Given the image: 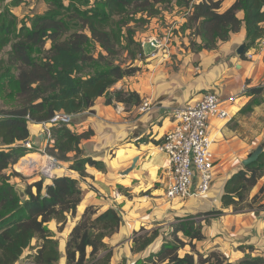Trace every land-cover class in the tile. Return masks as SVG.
<instances>
[{
	"label": "trees",
	"instance_id": "16d2710c",
	"mask_svg": "<svg viewBox=\"0 0 264 264\" xmlns=\"http://www.w3.org/2000/svg\"><path fill=\"white\" fill-rule=\"evenodd\" d=\"M22 1L13 0L0 11V53L7 46L11 47L7 59L0 57V92L8 86L7 96H15L16 102L12 109L5 110L8 116L0 121V264H16L28 248L33 249L28 256L35 264L62 261L110 264L112 250L106 238L118 233L124 222L122 213L110 207L98 214L95 207H88L69 234L63 252L59 235L83 199L80 180L58 172L52 183L45 184L42 178L28 184L22 195L12 182L23 176L14 170V165L30 150L24 145L30 139V122H48L57 112L77 116L89 110L102 96L108 105L118 102L128 107L140 105L142 98L136 91L114 88L118 82L141 70L131 64L123 65L121 59L124 50L131 52L132 60L144 52L142 42L134 37L135 30L127 25L131 21H149L151 14L163 11L157 6L159 3L180 8L188 7L190 0H72L68 4L64 0H45L50 4L49 10L33 17L30 25L20 23L12 11V6ZM192 7L189 19L198 22L195 34L203 40L202 44L192 42V49L196 51L217 49L243 26L247 31V48L259 45L264 39V0H236L225 11H220L221 0H201ZM240 11L244 12L241 18ZM140 12L147 15L138 18ZM191 28L186 23L183 31ZM48 41L50 48H46ZM97 44L101 50L95 56L93 51ZM253 90L248 89V92ZM74 123L75 119L69 124L51 126L54 143L47 145L46 152L70 163L69 168L83 177L88 174L87 165L104 168V164L85 156L81 148L83 140L90 138L94 131L78 133L72 130ZM263 176L264 151L257 161L244 166L227 181L223 206L232 207L234 211L253 207L245 202ZM260 192L264 193V186ZM221 213L216 209L177 217L169 226L171 239L164 233L166 228L157 226L146 231L143 227V232H135L132 239V251L141 254L133 264H264L262 255L247 254L233 262L217 250L210 251L206 257L196 250L195 242L205 239L203 221ZM199 217L203 218L199 221ZM51 220L58 221L57 231L49 227ZM160 238L161 246L146 253ZM34 239L38 244L32 246ZM187 244L192 251L180 255V249ZM101 251L107 253L98 257Z\"/></svg>",
	"mask_w": 264,
	"mask_h": 264
},
{
	"label": "crops",
	"instance_id": "0c3cea01",
	"mask_svg": "<svg viewBox=\"0 0 264 264\" xmlns=\"http://www.w3.org/2000/svg\"><path fill=\"white\" fill-rule=\"evenodd\" d=\"M238 15L241 18L244 12ZM246 36L243 26L217 49L200 51L190 47V39L182 38L187 47L181 49L180 40L178 45L170 44L163 56L154 54L152 70L138 72L115 85L140 94V105L128 107L122 102L108 105L102 96L89 110L75 116L73 131H94L81 143L84 155L102 161L104 168L87 165L88 174L82 177L69 168L70 163L60 167L64 168L60 174L80 180L84 193L62 234L69 236L88 207H95L98 214L114 207L122 213L124 222L118 233L106 238L112 250L110 264H122L121 260L133 264L141 258L140 253L132 251L133 234L143 226L155 228L159 225L154 226V221L165 217L168 221L163 224L171 226L174 223L171 217L219 209L221 214H213L207 222L203 221L205 239L197 241V248L201 247L203 252L217 250L233 262L247 254L264 256V208L234 211L222 203L227 181L244 168V159L258 146H264V46L246 48L244 55L238 54L240 45L247 42ZM157 40L162 46L167 44V39ZM194 41L203 43L200 36ZM173 56L175 62L171 60ZM251 88L255 90L248 92ZM208 91L218 93L229 112L226 118L214 117L210 121L216 158L212 188L204 196L170 200L166 194L170 161L159 146L166 133L175 127L173 110L199 101ZM231 96H235V100L227 101ZM146 100L150 108L142 109ZM29 128V140L39 151L53 145L54 139L43 132V123L30 122ZM263 186L264 176L251 190V196L259 194ZM261 204L264 205V196ZM156 243L153 245L160 247L162 242ZM61 250L65 252V245Z\"/></svg>",
	"mask_w": 264,
	"mask_h": 264
},
{
	"label": "built area",
	"instance_id": "2783aa9c",
	"mask_svg": "<svg viewBox=\"0 0 264 264\" xmlns=\"http://www.w3.org/2000/svg\"><path fill=\"white\" fill-rule=\"evenodd\" d=\"M154 40L157 41L155 45L158 47L161 43L157 39ZM259 45L264 46V39ZM234 100L235 96H231L227 101ZM224 103L218 93L208 91L201 100L173 110L175 127L166 133L159 146L170 161V181L166 193L170 200L204 196L211 190L215 179L216 161L210 121L214 117L223 119L229 116ZM148 108L150 103L146 100L142 109ZM7 116L8 114L0 108V121ZM73 119L72 114L57 112L48 122H43V132L51 139V126L69 124ZM24 145L33 147L31 140H26ZM39 156L40 162H33L37 167L33 165L35 169L32 173H39L42 178L52 181L60 171V161L46 150L40 151Z\"/></svg>",
	"mask_w": 264,
	"mask_h": 264
},
{
	"label": "rangeland",
	"instance_id": "374dc122",
	"mask_svg": "<svg viewBox=\"0 0 264 264\" xmlns=\"http://www.w3.org/2000/svg\"><path fill=\"white\" fill-rule=\"evenodd\" d=\"M13 0H4L3 3L0 2V11L3 8V6L5 4H9L11 3ZM66 4L70 3L72 0H64ZM95 1V0H92ZM201 0H190V5L187 6H183V7H176L172 6L168 3H159L157 4L158 7H162L161 9H163V11L152 15L151 13H149V15L151 14V19H149V21H145V22H141V21H136L133 22L131 21L129 23L130 28L135 30V39L137 41L142 42V44L146 41H149L150 38L154 39H160L161 41L163 39H167V44L165 43L163 46L162 44H160L157 49L151 54V55H147L145 54V52L143 53H138L137 58L135 60H132V55L131 52L129 50H124L121 56V59L123 61V65L126 64H131L132 66H138L141 68V70L139 72H144L146 69L147 70H152L154 67L151 63V60L153 59V57H155L154 54L159 53L160 56H163L165 53L168 52V46L170 44H174V45H178L177 41L180 40L182 42V48L184 49V47H187V45H185V42H183L182 38L186 39H190V47H192V42L194 41V39L197 38V35L195 34L198 28V22H196L195 20H190L189 17L192 16V9H193V5L197 2H199ZM217 1V0H215ZM232 1V2H231ZM236 2V0H221V8L220 11H225L227 10L229 7H231L234 3ZM94 3V2H93ZM92 3V4H93ZM231 3V4H229ZM174 5V4H173ZM231 5V6H230ZM50 8V4H48L45 0H23L19 5L17 6H12V11L13 13L19 18L20 23L22 22H27L28 25L31 24V19L33 17H35L36 15L39 14H45ZM142 15H147V13L145 12H140L138 13V18L141 17ZM150 17V16H149ZM186 23H189L190 26L192 27L191 29H188L186 31H183V27ZM128 28V27H126ZM85 31H87L90 34V32L87 29H84ZM46 48H50V42H47ZM11 47L10 45L7 46L1 53H0V57L7 59L8 58V51H10ZM186 49V48H185ZM101 47L97 44L96 49L93 51V53L95 54V56L98 55V53L100 52ZM174 57V56H173ZM172 62H175V57L171 59ZM16 73L18 72L17 70H14ZM120 84V83H119ZM116 88V87H115ZM9 88L8 86H6V88L4 89V91L0 92V108H2L4 111H8L10 109L13 108V106L15 105V96L10 98L9 96H7V93H9ZM203 98V97H202ZM201 98V99H202ZM200 99V100H201ZM197 101H193L190 103H195ZM75 119V118H74ZM43 123V122H42ZM38 146L33 145L32 148H29V152L23 156L19 162L14 165L15 171H18L19 173H21L23 176L22 178H14L12 180L13 183H15L17 185V187L20 185V187L24 188V192H25V188L27 187L28 184L34 183L36 181H39L42 179V177L40 176L39 173H32V171H27L23 170L20 166V164L24 161H36L39 160L38 162H40V156L39 153L40 151L37 149ZM46 150V148L44 149ZM30 156L27 159L22 160L24 157ZM216 161V158H215ZM218 161V160H217ZM60 166L64 167V163L60 161ZM19 164V165H18ZM17 167V169H16ZM64 171V168L60 169ZM10 172V170H9ZM45 180V184L50 183V181H48L47 179ZM36 190V189H35ZM258 195V196H257ZM255 196H257V198H255V196H251V191L248 195V198L245 202V205L248 204H253V207H249L246 210H250V209H254V208H264V205H259L260 204V200L262 199V197L264 196V193H259ZM254 199H256V201L254 202ZM85 212V211H84ZM194 215V214H192ZM201 216V215H200ZM184 217V216H183ZM172 220H174V222L177 221V216L171 217ZM203 217H199L198 220L200 221ZM52 221V220H51ZM168 218L165 217V219H160L159 221H154V226L155 224H158L159 227L161 228H166V231H164V233L168 234L172 231V229H170L169 224H163V223H167ZM170 223V222H169ZM59 223L58 221L56 222L55 220L49 224V227L53 230V231H57L58 228L56 226H58ZM145 228L146 231H148V229L154 228H148L143 226ZM142 227V228H143ZM157 226H155L156 228ZM142 228L139 229L138 233H142ZM145 231V232H146ZM135 236V233L133 234V238ZM166 236V235H165ZM61 242L60 245V249L64 247L65 242L67 240V238L69 237L68 235L66 236L65 234H60L59 235ZM166 237H168V239H171L172 236H170V234H168ZM162 238L159 239V241H157L156 245L158 244V242H161ZM185 241V239H184ZM38 242L36 239H34L32 241V246L37 245ZM198 242L196 241V250L203 253L204 257H206V255L209 253L207 251H201V247L197 248ZM159 247L155 246V245H151L150 247H148L146 253L149 252V250H154L156 251ZM111 249V248H110ZM192 251V247L190 244H187L186 247L180 249L179 253L180 255H184L186 252H191ZM27 253H33V249L32 248H28L26 249V251L24 252L25 255L22 256V258L20 259V263L19 264H35L32 260L31 257H29V254ZM107 253V251H101L98 255V257H102ZM196 258H198V255H196ZM140 259V258H139ZM134 258L133 256H131V261H133ZM122 264H127L125 261L121 260Z\"/></svg>",
	"mask_w": 264,
	"mask_h": 264
},
{
	"label": "water",
	"instance_id": "95a60500",
	"mask_svg": "<svg viewBox=\"0 0 264 264\" xmlns=\"http://www.w3.org/2000/svg\"><path fill=\"white\" fill-rule=\"evenodd\" d=\"M157 41L156 40H149L146 41L143 44V48H144V52L146 55H151L155 50H156V44ZM247 42H244L243 44L240 45V47L238 48V54H243L247 48ZM264 151V146L260 145L258 146L246 159L243 160V165L247 166L255 161H257L260 157V155L262 154V152ZM23 187V186H22ZM20 187V185L17 187V190L24 195V188Z\"/></svg>",
	"mask_w": 264,
	"mask_h": 264
},
{
	"label": "bare ground",
	"instance_id": "6f19581e",
	"mask_svg": "<svg viewBox=\"0 0 264 264\" xmlns=\"http://www.w3.org/2000/svg\"><path fill=\"white\" fill-rule=\"evenodd\" d=\"M39 160H36V162H38ZM35 162V161H34ZM34 164H33V162L30 160V161H27V160H24L21 164H20V166H21V168L23 169V170H26L27 169V171H34V166H33ZM35 167H37V165L35 166Z\"/></svg>",
	"mask_w": 264,
	"mask_h": 264
},
{
	"label": "clouds",
	"instance_id": "9594fccd",
	"mask_svg": "<svg viewBox=\"0 0 264 264\" xmlns=\"http://www.w3.org/2000/svg\"><path fill=\"white\" fill-rule=\"evenodd\" d=\"M154 40V39H153ZM157 49V48H156ZM75 117V116H74Z\"/></svg>",
	"mask_w": 264,
	"mask_h": 264
}]
</instances>
